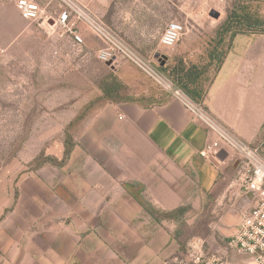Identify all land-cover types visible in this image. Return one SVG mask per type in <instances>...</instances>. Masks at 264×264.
<instances>
[{"label": "crops", "instance_id": "1", "mask_svg": "<svg viewBox=\"0 0 264 264\" xmlns=\"http://www.w3.org/2000/svg\"><path fill=\"white\" fill-rule=\"evenodd\" d=\"M120 6V0H92L89 8L119 32ZM146 25L137 16L122 26L136 30L133 41L148 42L145 53L168 63L166 48L149 47ZM206 36L214 42L204 48ZM252 37L184 33L173 47L184 63L202 55L217 63L206 86L188 94L250 145L264 125V42ZM117 63L93 85L83 67L76 102L82 107L59 135L65 131L74 144L63 163V149L52 153L57 166L42 167L33 191L20 193L0 218V264H176L190 252L202 256L205 243L228 252L219 242L234 237L254 205L236 183V158L227 151L200 158L204 128L137 68ZM205 216L215 219L202 236Z\"/></svg>", "mask_w": 264, "mask_h": 264}, {"label": "rangeland", "instance_id": "2", "mask_svg": "<svg viewBox=\"0 0 264 264\" xmlns=\"http://www.w3.org/2000/svg\"><path fill=\"white\" fill-rule=\"evenodd\" d=\"M14 1L0 0V45L3 48L0 56V218L14 208L20 193L33 191L32 180L42 167L57 166L55 154L63 149L62 163L69 154L73 140L65 131L64 135H59L68 118L82 107L76 102L82 97L83 67L87 68L92 85L100 78H109L105 72L107 65L95 58L94 51L101 43L93 35L84 31L85 46L78 49L68 38L61 36L58 29L23 20ZM47 1L49 4L42 6L48 11L54 10L56 2ZM120 4V25L116 30L142 59L196 104L199 101L189 96L188 89L206 86L217 65L211 63L213 58L202 55L194 64L188 60L184 63L183 58L176 57L174 48H170L162 50L169 61L164 64L163 60L153 58L152 50L145 53V47L141 46L148 42L131 39L136 35L133 27L122 25L140 17L147 24V37L152 40L149 47L154 48L170 21L183 24L184 33L208 35L229 34L222 31L223 24L227 15L233 12L264 18V0H120ZM250 36H254L252 40L264 42V35ZM200 38L204 48L214 42L208 36ZM149 84L166 93L150 80ZM91 93L93 95V86ZM251 145L258 147L264 157V125ZM213 219L205 216L197 233L206 236L207 223ZM227 241L219 242L220 246L229 249L227 253L211 250L209 245L203 244L202 258L213 256L221 264H255L251 258L229 247Z\"/></svg>", "mask_w": 264, "mask_h": 264}, {"label": "built area", "instance_id": "3", "mask_svg": "<svg viewBox=\"0 0 264 264\" xmlns=\"http://www.w3.org/2000/svg\"><path fill=\"white\" fill-rule=\"evenodd\" d=\"M52 1L56 2V7L52 11L43 8L34 0H15L14 6L23 20L39 22L49 29H58L61 36L68 38L78 49L85 46L83 32H89L101 43L94 52L98 62L108 66L119 60L128 62L179 102L192 119L206 131L205 143L197 152L200 158L208 161L223 151L233 154L239 164L236 183L241 192L253 197L254 205L242 216L228 246L234 248L237 253L251 258L255 264H264V157L260 154L259 148L244 143L210 116L202 105L196 104L182 90L165 80L148 61L139 56L119 32L91 12L89 5L92 0ZM49 22H52L51 26ZM184 32L183 24L170 21L159 38V45L166 49L173 48ZM2 54L3 48L0 45V56ZM176 264L221 263L214 257L202 258L188 253L177 259Z\"/></svg>", "mask_w": 264, "mask_h": 264}, {"label": "trees", "instance_id": "4", "mask_svg": "<svg viewBox=\"0 0 264 264\" xmlns=\"http://www.w3.org/2000/svg\"><path fill=\"white\" fill-rule=\"evenodd\" d=\"M222 31L229 33L232 37L236 35H264V18H252L248 14L233 12L227 15Z\"/></svg>", "mask_w": 264, "mask_h": 264}, {"label": "water", "instance_id": "5", "mask_svg": "<svg viewBox=\"0 0 264 264\" xmlns=\"http://www.w3.org/2000/svg\"><path fill=\"white\" fill-rule=\"evenodd\" d=\"M215 17L217 18V17H218V14H216ZM49 23L51 24L52 22H49ZM155 59L158 60V61H160V60H164V58H163V57H160L159 55H156V56H155ZM161 65H162V63H161Z\"/></svg>", "mask_w": 264, "mask_h": 264}]
</instances>
